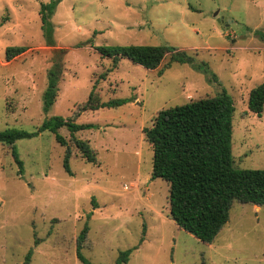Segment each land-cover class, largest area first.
I'll return each instance as SVG.
<instances>
[{"label": "rangeland", "instance_id": "374dc122", "mask_svg": "<svg viewBox=\"0 0 264 264\" xmlns=\"http://www.w3.org/2000/svg\"><path fill=\"white\" fill-rule=\"evenodd\" d=\"M54 0H0V132H35L53 117L73 119L94 89L101 103L118 107L82 113L74 133L89 142L97 164L85 162L44 131L0 143V264H264V206L234 200L227 223L211 244L169 217V186L151 180L153 152L143 129L158 111L222 92L233 100L232 159L236 169L264 170V107L249 113V92L264 82V0H60L50 19L47 46L39 8ZM168 46L193 64L167 55L155 70L126 58L112 68L97 47ZM23 46L6 62L7 47ZM62 66L55 103L45 112L43 93L55 62Z\"/></svg>", "mask_w": 264, "mask_h": 264}, {"label": "trees", "instance_id": "16d2710c", "mask_svg": "<svg viewBox=\"0 0 264 264\" xmlns=\"http://www.w3.org/2000/svg\"><path fill=\"white\" fill-rule=\"evenodd\" d=\"M60 0L41 4L39 16L47 46H53L50 19ZM258 36L264 39V33ZM23 46L7 47L5 61L9 62L26 52ZM100 56L112 58V68L126 58L145 69H157L169 55L171 61L180 64H193V59L184 51H176L168 46H113L97 47ZM62 66L55 62L47 74V85L43 93V110L46 112L57 98V85L61 79ZM128 99L101 103L94 93L74 114L73 119L53 117L44 121L33 133L15 128L0 132V143L11 147L14 162L20 172L22 164L15 151L14 143L29 139L49 131L55 141L65 148L62 167L68 175L70 169V149L68 142L57 131L65 127L70 134L69 142L81 158L93 165L96 155L86 140L74 136L77 131L89 125H78L75 119L87 111L104 107H118ZM264 107V82L253 88L247 99V110L260 117ZM233 100L222 92L214 97L201 98L187 104L169 107L157 112L149 129H143L146 142L153 152L151 180H164L169 186V217L182 230L197 240L211 244L227 223L229 210L234 200L264 206V170L236 169L233 167L231 139ZM87 229L81 230L76 239V256L82 264H91L80 254ZM133 249L119 253L115 264H126ZM27 255V262L29 256Z\"/></svg>", "mask_w": 264, "mask_h": 264}]
</instances>
